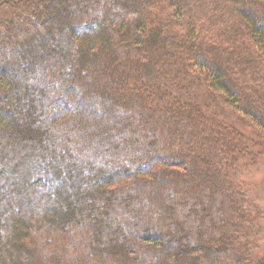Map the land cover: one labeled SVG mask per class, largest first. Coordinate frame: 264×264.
<instances>
[{
  "label": "trees",
  "instance_id": "trees-1",
  "mask_svg": "<svg viewBox=\"0 0 264 264\" xmlns=\"http://www.w3.org/2000/svg\"><path fill=\"white\" fill-rule=\"evenodd\" d=\"M0 146V264H264V0H0Z\"/></svg>",
  "mask_w": 264,
  "mask_h": 264
},
{
  "label": "rangeland",
  "instance_id": "rangeland-1",
  "mask_svg": "<svg viewBox=\"0 0 264 264\" xmlns=\"http://www.w3.org/2000/svg\"><path fill=\"white\" fill-rule=\"evenodd\" d=\"M95 9V8H94ZM93 10V12H95V10ZM61 10V9H59ZM91 10V11H92ZM58 39V41H60L61 43H64L65 42V39L64 37L62 38V36H60V34L56 33L55 34ZM1 147V146H0ZM6 156L10 157V159L7 160V162L4 161L5 164H3V167H6V169L2 171L1 175H0V185L1 184H9V187H8V190L6 189L5 190V193L6 195L2 196L1 199H0V204L1 206H4L6 207L7 206H11L14 202L17 204V205H20L21 206H24V204H28V202H30V200L32 202H34L36 205H37V208L34 210L36 211L37 213V216L38 217H42L40 216L42 214L41 210L44 208V206H46L48 204V197L46 196V192H44V190L46 191V187L43 186L42 182L41 181H36L34 183V187L32 188V191L28 194H26V196L23 198V205H22V201H20V197H22V191H23V187H24V184H21V183H15L13 182L14 180V177L12 178V176L10 175L9 173V170L11 171L12 170V166L13 164L15 163V161H18L21 159V156L23 155L25 158H34L38 161H43V158L44 157H47V158H50L52 155H49V152L48 151H45V150H42V151H32V149L30 147H28L26 149V151H23V153H13L11 152L8 148H6ZM57 159L58 161H62L63 160V168L65 166H68V167H72L74 165H77V164H82L84 165L85 169L87 172H90L93 167L96 168L99 164H96L95 162L93 163L92 159L86 155H78L76 156V159L75 160H69L68 158H65V157H62L61 155H57ZM11 160V161H10ZM101 161H103V159H101ZM3 163V162H2ZM62 164V162H61ZM9 165V166H8ZM100 167V166H99ZM253 176H257V175H253ZM44 179H45V174H44ZM83 189L84 191L83 192H90V190L92 191V188H90L87 184H83ZM44 194V195H40V194ZM71 199H68V202H70ZM33 213V211H32ZM95 215H98V213H95ZM133 218H131V216H126L125 214L122 215L121 212L119 211H116L114 212L110 219L109 222V226L110 228H114L116 227V225H119V224H122L124 227H126V235L127 237H131L134 232L133 231V226L130 225V222L132 221ZM136 220V218H134ZM88 220L84 219L81 223V225L79 226H72L70 230L71 233H66V234H62L60 236H57V235H52L51 234V237H53L52 241H51V245H48L47 247L50 246V248L48 249V251H46V256L44 255L43 256V260H44V264H47L48 263V259H49V256L52 252V250H55L57 249L59 246H61L62 244V240H64L65 236H67L70 240H72L73 238L76 240L73 239L74 243L71 244V246L69 247L70 249V255L75 258L82 250L83 246L88 242L89 240V237H87V234H89L88 230L86 229L85 225L88 227V223L87 222ZM133 222V221H132ZM138 223V222H137ZM83 224V225H82ZM195 224V222H194ZM112 232V230H108L106 229V233H104V235H108L107 236V239L110 238V233ZM73 237H71L70 236ZM46 236V234L44 232H42V238H44ZM103 236V237H105ZM46 238V237H45ZM106 238V237H105ZM36 240V239H35ZM43 241V243H42ZM39 240L40 243H42V247L43 249L44 248H47L45 247V241L42 239ZM38 246L39 243L36 242ZM69 255V257H70ZM145 264H148L145 262Z\"/></svg>",
  "mask_w": 264,
  "mask_h": 264
}]
</instances>
